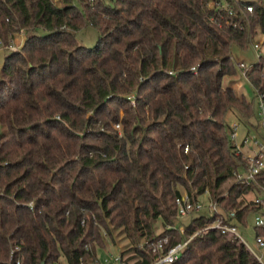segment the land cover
<instances>
[{
	"label": "trees",
	"instance_id": "1",
	"mask_svg": "<svg viewBox=\"0 0 264 264\" xmlns=\"http://www.w3.org/2000/svg\"><path fill=\"white\" fill-rule=\"evenodd\" d=\"M215 2L0 0V41L24 33L0 67V264H92L111 228L143 239L137 264H153L157 240L166 252L215 219L192 212L181 233L183 192L191 204L207 192L243 234H264L253 224L264 171L236 181L248 161L227 122L251 118L254 103L222 85L237 72L233 48L264 35V7ZM85 27L98 33L92 48L76 38ZM261 69L245 80L264 96ZM171 264H264V253L209 230Z\"/></svg>",
	"mask_w": 264,
	"mask_h": 264
},
{
	"label": "rangeland",
	"instance_id": "2",
	"mask_svg": "<svg viewBox=\"0 0 264 264\" xmlns=\"http://www.w3.org/2000/svg\"><path fill=\"white\" fill-rule=\"evenodd\" d=\"M57 3L58 0H53ZM241 2H259L264 7V0H236ZM211 7L215 8H225L226 3L225 0H217L215 4H210ZM77 40L80 44L87 48H92L95 46L97 39H98V33L95 29L91 27H85L80 29L75 33ZM24 42V33L21 31L18 34H14L11 36V38H8L7 43L4 45L2 41H0V67L2 65L3 59L5 56L9 55L11 52H20V49ZM233 57H234V67L237 71L232 76H225L222 81L223 87H230L234 90V92L238 96L245 97L248 101L254 103L253 104V115L248 120H239L237 117H235L233 114H230L227 117V122L230 127L233 125H236V132H237V140L238 142L241 141L244 137L248 136L250 139V145L252 144V141H255L256 139L260 140L263 139L264 136V112L260 109V101L264 102V96L262 95H256L251 86L248 84V82L245 80V76L242 75L241 70L238 68V64L243 63L246 65L247 70L251 69V67L257 63H259L260 66H262V72L264 73V35H262L259 30H256L255 35L252 38V41L250 43V46L247 48H244L242 50H239L237 48H233ZM247 73V71H246ZM113 130H115L118 133V136L120 137L122 135V127L120 124L113 125ZM256 148L255 146H246L242 148V153L245 157H252L255 153ZM233 180L227 181L222 186L223 194L226 193V189L231 185ZM183 195H186L183 192ZM210 199L207 194L204 193V195L198 197V200L205 205L207 200ZM246 201H249L251 199H254L252 194H248L245 196ZM264 207V206H262ZM198 214H207V210L203 209L199 212H196ZM195 215H188L183 218H177L178 221H181L179 223L180 229L183 228V225H187L192 217ZM163 228L161 224L158 222L156 224L155 233L161 234L163 232ZM239 229V228H238ZM239 231L242 233V231L239 229ZM111 238H108L103 233V241H104V247L103 248H96L97 252V261L100 264H110L114 261V259H122L121 261L125 264H137L141 261L142 256L139 254V250H142L145 245V241L142 239L140 240L139 244L137 246H132L129 240L126 238V236L122 233L120 229H114L111 228ZM247 242L254 246V237L249 234H244ZM263 242H264V234L262 233V236H258ZM165 239V238H164ZM136 247V248H135ZM138 249V250H137ZM153 249V246H152ZM262 254L261 255V261L263 259V253L264 250L261 249ZM153 254V250H152ZM57 264H66L65 260L63 258L59 259V262Z\"/></svg>",
	"mask_w": 264,
	"mask_h": 264
},
{
	"label": "built area",
	"instance_id": "3",
	"mask_svg": "<svg viewBox=\"0 0 264 264\" xmlns=\"http://www.w3.org/2000/svg\"><path fill=\"white\" fill-rule=\"evenodd\" d=\"M246 10L248 12L252 11L251 7H246ZM238 68L241 70L242 75L245 76L247 67L243 63L238 64ZM260 109L262 112H264V102L260 101ZM230 141L235 146V151L237 154L242 153V148L248 147V146H255L256 151L253 154L252 157H246L248 161V165L246 169H239L236 172H234V177L236 181L243 185H249L251 184L255 177L261 174L264 171V136L263 139H256L255 141H252V144L250 145V139L248 136L241 139V141L238 142L237 140V132H236V125L232 126V132L230 134ZM188 148L186 147L184 149V152L187 153ZM260 187L262 189V192L264 194V180L260 184ZM205 194L208 195L207 192ZM254 202L260 206H264V195L255 198ZM177 204V218H183L185 216H188L192 212H199L203 209L207 210V214L209 216H215V219L212 224L205 227L204 229L197 231L192 237L197 235L198 233H205L209 230H217L220 231L222 234L225 235H231L234 239L238 240L240 243H242L252 255H254L259 261H261V255L262 251L264 250V242L258 238L254 237V246L250 245L244 234H241L239 229L233 225L232 223L228 222L230 217H233L234 214H225L218 204L215 201H212L211 199H208L206 204L203 205L198 199L194 204H191L188 197L186 195H183L181 199H178L176 201ZM253 224L256 227L264 228V216L262 215H256L253 219ZM180 232L183 233V228L180 229ZM190 237L186 241H183L181 243H176L169 247L166 252H163L164 246L167 244V239H159L153 244V253L157 254V257L155 258L153 264H171L175 260L178 259L180 256L183 248L186 246V244L189 242V240L192 238ZM18 264V262H17ZM92 264H100L98 262H94ZM110 264H125L120 259L116 258L114 261Z\"/></svg>",
	"mask_w": 264,
	"mask_h": 264
}]
</instances>
